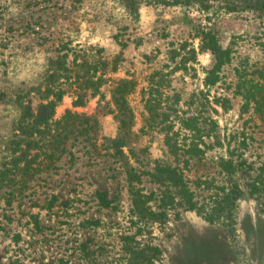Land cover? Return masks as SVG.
<instances>
[{"label": "rangeland", "instance_id": "obj_1", "mask_svg": "<svg viewBox=\"0 0 264 264\" xmlns=\"http://www.w3.org/2000/svg\"><path fill=\"white\" fill-rule=\"evenodd\" d=\"M34 2L0 0V171L4 161L8 169L0 175V264H264V193L244 184L264 166V112L252 103L244 110L237 92L240 78L262 80L264 0H52L44 44L39 27L26 24L29 10L45 5ZM206 32L231 51L211 87L203 83L214 62L201 46ZM60 39L70 50L54 66L50 59L65 51H55ZM62 65L67 78L51 81L48 71ZM50 85L64 93L28 147L21 103L45 102ZM201 133L205 157L188 162L165 141L179 148ZM12 141L21 148L14 154ZM221 157L238 164L232 178L241 194L230 215L210 222L172 203L158 207L162 191L177 199L174 186L152 178L158 163L194 187L205 174L221 177ZM197 188L210 210L211 192ZM96 191L106 192L109 207ZM134 193L143 195L144 214L150 206L166 220L138 221Z\"/></svg>", "mask_w": 264, "mask_h": 264}, {"label": "trees", "instance_id": "obj_2", "mask_svg": "<svg viewBox=\"0 0 264 264\" xmlns=\"http://www.w3.org/2000/svg\"><path fill=\"white\" fill-rule=\"evenodd\" d=\"M50 1L52 0H36L33 5H39L40 3H45V5H41L37 7L36 9L29 10V13L31 16L28 21H26L27 26L30 24H35L39 27L40 31H34V33H37V38L42 42V44L49 41L51 38L52 32L49 31V24L52 21L53 17V11H52V5L50 4ZM204 38H202V47L206 50H209L214 57V62L212 66L206 70L205 76L203 78V83L205 87H211L214 86L219 80L221 79L220 72L226 64H228L231 61V54L229 47H223L216 36H214L212 33H204ZM57 49L55 48V51L60 52L61 49H65L63 54L58 57V59L52 60L50 59V63L54 66L60 65V58L62 62L64 63V59L66 58L67 52L70 50L68 48V41H62L61 39L58 41ZM106 63V62H105ZM53 67V66H52ZM116 65H113L111 67L112 72L116 70ZM51 70V69H50ZM49 70V71H50ZM47 73V76L49 79H52L51 81H54L56 77L61 78L65 80L68 76V69L62 65L61 67L58 66L57 68H54L50 73ZM258 78L262 80H254V79H246L242 80L240 78L238 82V90L237 92L244 98V103L242 104V107L244 110H246L249 107V104L252 103L254 106V110L258 112V114H263L264 112V70L261 68L258 70ZM102 74H105L102 72ZM56 81V80H55ZM126 83V82H125ZM60 83H58L59 85ZM62 84V82H61ZM96 89V88H94ZM97 90V89H96ZM152 91H157L156 88H152ZM126 89L124 84L118 85L114 89V94H119V97L116 101H119L121 98L120 96H123ZM64 93V90L60 88V86H55L52 88L50 85L47 90L45 91V102H39L37 104H34L31 100L21 103V108L24 109L23 117L28 118L27 121H23L21 125V128H28V131L30 132L29 136H27L26 144L27 146L36 145L37 143V137H32V132L39 130V126L46 125L48 122H50L55 114V106L57 102L61 100V97ZM151 93V91H150ZM121 94V95H120ZM51 96L52 98H47L48 96ZM203 100L204 102L208 101L207 93L204 94ZM154 100L152 98H149L146 100L147 104L151 103V101ZM225 98L222 97H214L213 102L215 104H218L220 107L225 108ZM119 103V102H118ZM150 106V105H149ZM185 127L191 128V122L189 119L186 120ZM194 129V128H193ZM205 135H209L207 132ZM186 137H189V140L186 139ZM185 137L184 142L182 143L183 146L176 147V142L174 141L173 144L170 142V137H166L165 141L168 146L174 150V153L176 151L183 150V155H188L187 160L185 159V162H188V159L191 157L197 156L199 159L205 157L206 149L209 148V143L205 140V136L203 133L198 135L197 137H192L191 134ZM243 143H246L247 137L243 135ZM117 142V141H116ZM10 148H12L11 153L14 154L17 151H19L20 148V142L19 141H12L10 143ZM7 149V148H6ZM173 152V151H172ZM23 150L19 155H23ZM3 158H6L3 156ZM5 160V159H4ZM12 162L17 166L18 157L12 158ZM2 167L4 170L0 171V175H6L8 169L6 168V162L4 161L2 164ZM263 165V164H262ZM259 166V172L253 177L250 178L249 182H244L246 187L248 188L250 193H258L262 194L264 193V166ZM219 170H217V173L221 175V177H215L210 176L208 174H205L204 178L198 179L194 187L189 183V180L186 179L183 175V173H179L178 169L174 166L170 165H164L161 163H158L155 168L154 172L151 174L154 181L159 182L161 185H165L164 183L167 182L174 186L176 188L175 194L177 196V199L167 193V190L162 191L161 197H160V204L158 207H166L170 203L174 205H178L181 207H184L187 210H194L198 214L204 215V218L207 221H214L217 218H222L226 214H231L232 207L237 199V197L241 194L240 184L235 181L232 176L234 175L236 171V167L238 164H235L234 160L230 158H223L221 157L218 161ZM263 171V172H262ZM197 187H202L205 190H208L211 192L208 196V198L213 199V206L211 209L206 208V203L199 202L197 200ZM97 197L99 198L100 203L105 206H110V200L106 198V192L104 191H96ZM136 195V196H135ZM142 194L139 195L138 193H134V200H133V212H136V216L138 217V221H144L147 219H152L153 221L159 220V222H164L166 220V212L164 210L161 211H152L150 210V206L147 207L149 209L148 212H145L144 214V207L142 209V201H141ZM137 197V198H135ZM214 199H217L214 201ZM146 207V206H145ZM140 208V210H138ZM148 217H147V216ZM133 236L131 235H124L122 239L124 240H130ZM148 248L152 252V257L158 256L159 251L156 246H148ZM21 264V263H18Z\"/></svg>", "mask_w": 264, "mask_h": 264}, {"label": "clouds", "instance_id": "obj_3", "mask_svg": "<svg viewBox=\"0 0 264 264\" xmlns=\"http://www.w3.org/2000/svg\"><path fill=\"white\" fill-rule=\"evenodd\" d=\"M15 11V10H14Z\"/></svg>", "mask_w": 264, "mask_h": 264}]
</instances>
